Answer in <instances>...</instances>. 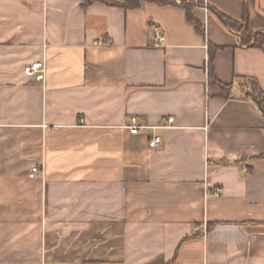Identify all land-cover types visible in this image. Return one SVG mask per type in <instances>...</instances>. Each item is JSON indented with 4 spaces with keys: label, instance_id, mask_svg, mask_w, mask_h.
<instances>
[{
    "label": "crops",
    "instance_id": "obj_1",
    "mask_svg": "<svg viewBox=\"0 0 264 264\" xmlns=\"http://www.w3.org/2000/svg\"><path fill=\"white\" fill-rule=\"evenodd\" d=\"M83 3L0 0V264H264V0Z\"/></svg>",
    "mask_w": 264,
    "mask_h": 264
},
{
    "label": "trees",
    "instance_id": "obj_2",
    "mask_svg": "<svg viewBox=\"0 0 264 264\" xmlns=\"http://www.w3.org/2000/svg\"><path fill=\"white\" fill-rule=\"evenodd\" d=\"M95 2H100L108 7H115V8H121L124 10H131V9H137L140 7L142 2L150 3V4H156L159 6H180L183 7L186 10L187 13V18L191 23L197 24L196 20L194 19L192 15V6L188 5V3L193 4L194 0H121V1H115V0H84L83 7L87 8L91 4ZM225 22L231 26L232 28L238 29V31L243 35L244 38H246V33H248V30L244 29L241 25L238 23L230 20V19H225ZM210 76H211V81L213 83H217V80L213 76V71H212V59L210 61ZM253 85L254 91L249 94L250 98H252L258 106L261 108L262 112L264 113V93L259 89L258 84L256 81H251ZM222 88L223 92L231 91L230 86H224L220 85Z\"/></svg>",
    "mask_w": 264,
    "mask_h": 264
},
{
    "label": "built area",
    "instance_id": "obj_3",
    "mask_svg": "<svg viewBox=\"0 0 264 264\" xmlns=\"http://www.w3.org/2000/svg\"><path fill=\"white\" fill-rule=\"evenodd\" d=\"M155 33H156L157 45H163L165 42V36L160 31L159 27H155ZM24 73L27 76L36 78L38 81H44L46 78V73H47L46 64L44 61L33 63L24 68ZM173 122H174V119H169L168 125L163 126L162 128L163 129L170 128ZM127 128L134 135L140 134L141 132L147 129L145 125H141L139 123V120L136 117H133L130 119L129 125L127 126ZM162 141L163 140L161 137H155L151 140L149 146L150 148H157L162 144ZM38 172H39V169L37 167L33 168L32 173L30 174V177L34 178L35 174ZM222 193H223V190L221 188H216L213 193V196L219 197L222 195ZM195 230H197V228H195Z\"/></svg>",
    "mask_w": 264,
    "mask_h": 264
}]
</instances>
